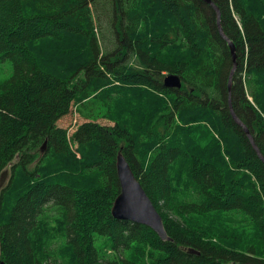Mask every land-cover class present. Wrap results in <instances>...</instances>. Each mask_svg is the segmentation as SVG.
<instances>
[{"label": "trees", "instance_id": "obj_1", "mask_svg": "<svg viewBox=\"0 0 264 264\" xmlns=\"http://www.w3.org/2000/svg\"><path fill=\"white\" fill-rule=\"evenodd\" d=\"M214 1L236 46L231 95L230 47L202 0H0V264H264V162L230 110L264 155V0ZM73 113L109 124L73 143ZM119 153L171 240L113 217Z\"/></svg>", "mask_w": 264, "mask_h": 264}, {"label": "water", "instance_id": "obj_2", "mask_svg": "<svg viewBox=\"0 0 264 264\" xmlns=\"http://www.w3.org/2000/svg\"><path fill=\"white\" fill-rule=\"evenodd\" d=\"M209 4L217 14V25L221 36L228 42L230 51L233 58V68L230 73L229 78V92L231 95L233 87V75L237 67V52L234 42L226 35L222 28L220 21L221 11L219 6L215 3L214 0H202ZM165 86L169 88H180L182 85L181 79L178 75L170 74L165 76L164 79ZM230 110L234 120L240 124L248 139L252 143L254 149L256 150L260 159L264 162V155L254 141V137L249 130V128L240 120V118L235 113L232 104L230 102ZM45 148V144L42 146L41 151ZM117 174L120 181L121 191L120 194L114 201L112 207V215L116 219L120 220H132L141 224H145L151 227L162 240H171V237L168 235L166 228L164 226V221L153 204L152 200L142 187L141 183L135 177L128 161L122 153L117 155ZM9 176L8 169L4 170L0 175V190L4 187ZM199 253V252H198ZM1 264H4L1 262Z\"/></svg>", "mask_w": 264, "mask_h": 264}, {"label": "rangeland", "instance_id": "obj_3", "mask_svg": "<svg viewBox=\"0 0 264 264\" xmlns=\"http://www.w3.org/2000/svg\"><path fill=\"white\" fill-rule=\"evenodd\" d=\"M7 64H9L11 66L10 62H7ZM0 82H2L1 75H0ZM108 121L106 119L105 120H97V121H88V120H84V119L79 118L77 116V114L73 113L71 115L70 119H68L67 121L62 123V125H61L62 133L65 134L68 139L72 140L73 143L74 142L76 143L77 142V131L82 126L86 125L87 127L90 128V131H92L93 133H96L97 131L103 132L102 125L103 124H109ZM115 129L120 134V132H119L120 129L118 127H116ZM124 134H126V132H124ZM95 137H98V135L93 134L92 138H95ZM101 140H103V143L107 144L105 147H104V145L101 144L102 145L100 148L101 153L103 154L104 158L108 162H111L113 160L112 156H113V152L115 151V145L116 144L112 140L107 139L106 137L104 138L103 136H101ZM36 164H37V161H35L33 164L29 165L28 169L33 170L35 168ZM83 198L85 199V201L90 202L94 206H104L106 204V201H107V196L103 192H101L97 189H92V188H87V190L86 189L83 190ZM113 204H114V202H113ZM112 207H113V205H112ZM184 226L191 227V228L193 227L192 225H184ZM241 234H242L241 235V241H243V242H254L256 245L260 244V237H259V235L256 232L254 227L242 228ZM174 264H180V263L174 262Z\"/></svg>", "mask_w": 264, "mask_h": 264}, {"label": "bare ground", "instance_id": "obj_4", "mask_svg": "<svg viewBox=\"0 0 264 264\" xmlns=\"http://www.w3.org/2000/svg\"><path fill=\"white\" fill-rule=\"evenodd\" d=\"M94 31V30H93ZM105 31V30H104ZM38 41V40H37ZM201 120H203V119H201ZM64 180V179H63ZM56 182H57V180H56ZM53 183V182H52ZM62 183V182H61ZM49 196V195H48ZM47 201V200H46ZM33 209V208H32ZM159 210V209H158ZM148 229V228H147ZM146 229V230H147ZM147 232V231H146ZM142 235V234H141ZM144 235V234H143ZM148 235V234H147ZM145 236V235H144ZM149 236V235H148ZM147 237V236H146ZM137 239V238H136ZM135 240V239H134ZM148 240V239H147ZM133 241V240H132ZM135 241H137V240H135ZM143 241V240H142ZM134 243V242H133ZM137 243V242H136ZM131 244V243H130ZM135 244V243H134ZM133 245V244H132ZM130 248V247H129ZM134 248V247H133ZM126 249V248H125ZM131 250H132V248H131Z\"/></svg>", "mask_w": 264, "mask_h": 264}]
</instances>
